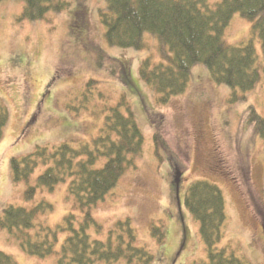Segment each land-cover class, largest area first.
<instances>
[{
	"label": "rangeland",
	"instance_id": "rangeland-1",
	"mask_svg": "<svg viewBox=\"0 0 264 264\" xmlns=\"http://www.w3.org/2000/svg\"><path fill=\"white\" fill-rule=\"evenodd\" d=\"M68 1L71 8L61 15L35 22L20 20L24 2H0V99L10 112L0 142V214L8 206L32 208L48 202L54 210L41 221L50 228L60 226L71 211L68 183L58 185L53 192L39 189L35 199L28 202L25 183L13 179L11 160L28 156L38 146L90 141L103 126L102 108L117 105L125 96L144 137L143 154L136 169L129 170L92 209L95 221L103 227L102 235L91 230L93 238L106 241L118 222L129 219L136 231L137 246L153 255L152 264L207 261L200 224L184 205L188 187L206 181L222 190L226 203L227 223L219 247H229L248 264H264V141L255 134L250 116L253 106L264 117V75L246 100L237 102L233 101V90L217 84L208 69L199 64L193 68L187 91L162 105L139 77L141 63L149 52L107 44L98 13L104 0H85L82 7L75 0ZM81 9L86 11V27L84 22L75 25ZM225 36L231 45L246 43L252 39L251 23L237 13ZM253 42L264 68L261 41L253 38ZM149 44L155 45L153 41ZM98 49L105 52L101 61ZM91 80L99 84L89 110L77 114ZM235 93L240 95L239 91ZM154 117L156 125L151 121ZM156 128L183 164L178 185L169 154L163 149L160 156L156 154ZM104 162L100 160L97 166L102 167ZM42 171L36 172L34 180ZM153 225L162 228L164 243L153 235ZM66 237L60 236L57 251ZM0 251L18 264L58 261L57 254L46 258L27 255L2 229ZM114 264L127 263L121 260Z\"/></svg>",
	"mask_w": 264,
	"mask_h": 264
},
{
	"label": "trees",
	"instance_id": "trees-1",
	"mask_svg": "<svg viewBox=\"0 0 264 264\" xmlns=\"http://www.w3.org/2000/svg\"><path fill=\"white\" fill-rule=\"evenodd\" d=\"M4 0H0L2 2ZM24 2L20 20L51 21L71 8L68 0H17ZM82 7L85 0H75ZM105 26V40L112 48L148 51L141 63L139 77L153 93L158 103L168 104L187 91L193 68L204 65L211 78L234 92L233 101H245L246 95L262 81L264 68L260 64L253 38L261 41L264 51V0H104L98 10ZM251 23L252 39L231 45L225 36L235 14ZM75 25L86 27V11L81 9ZM150 37L152 40H149ZM153 41L155 45L149 44ZM156 52V54L154 53ZM99 61L105 55L97 50ZM158 57V58H157ZM98 82L86 84L81 110H89ZM239 91L240 95L235 92ZM103 99V95L100 94ZM70 109V107H69ZM72 110H74L71 107ZM103 126L90 141L74 140L60 145H43L21 159L13 158L11 167L16 183H25V200L33 201L39 189L51 192L68 183L71 211L56 228L43 224L42 218L53 212L54 206L40 202L32 208L8 206L0 214V229L7 230L29 256L46 258L58 255L57 264H152L153 255L137 246L136 231L131 220L120 221L108 232L106 241L90 234H103L92 209L113 191L121 178L143 154L144 137L134 111L125 98L115 106H104ZM255 134L264 141V117L250 107ZM10 118L5 102L0 99V142ZM156 125L155 117L151 120ZM156 154L165 150L171 157L175 182L179 184L183 164L174 154L159 128L154 134ZM104 165L98 167L100 160ZM42 173L34 180L36 172ZM184 205L200 224V233L207 249V261L194 264H248L229 247H219L227 223L226 203L222 190L215 184L196 181L186 190ZM160 226L153 225V235L159 243L165 236ZM264 230V214H263ZM62 235H67L57 251ZM0 264H18L9 254L0 251Z\"/></svg>",
	"mask_w": 264,
	"mask_h": 264
}]
</instances>
